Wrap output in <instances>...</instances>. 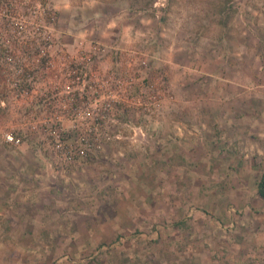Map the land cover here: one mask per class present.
<instances>
[{"label": "rangeland", "instance_id": "rangeland-1", "mask_svg": "<svg viewBox=\"0 0 264 264\" xmlns=\"http://www.w3.org/2000/svg\"><path fill=\"white\" fill-rule=\"evenodd\" d=\"M118 29L129 40L117 43ZM239 29L261 34L264 107V0H0V264H264V152L232 163L225 117L187 114L199 104L185 95L216 82L162 63L174 40L207 49ZM80 55L94 63H62ZM15 62L32 77L22 95L7 81ZM60 110L70 113L56 146L40 124ZM181 120L199 138L183 134L179 157ZM253 137L264 149V115Z\"/></svg>", "mask_w": 264, "mask_h": 264}, {"label": "crops", "instance_id": "crops-1", "mask_svg": "<svg viewBox=\"0 0 264 264\" xmlns=\"http://www.w3.org/2000/svg\"><path fill=\"white\" fill-rule=\"evenodd\" d=\"M224 35L225 34L222 36L224 37ZM236 35L238 36L237 40L228 39L227 41L226 39H222V41H227V44L220 43L218 40L217 43L213 44V46L211 43L210 45L212 47L210 46L207 49L198 44L196 40V42H194L191 38H189V42L184 41L183 43L181 41L174 40L173 52L169 53L166 48L165 51L168 53L167 55H163L162 63H173L174 73L176 74L179 72V77L183 81H187L185 76L188 69L191 71L195 70V74L197 76L200 73L204 74L202 79L207 78L210 83L213 81L216 82L217 86L215 92L203 93V91H197L196 94L190 92L185 95V101L189 100V102L193 103L194 100H197V103L199 104V109L194 108L193 111L186 110L187 114L195 115L198 113L199 118L202 120H204L203 116H214V114L225 117L222 121V129L225 134L224 136L227 134L229 135L228 137H225V140H228L226 148L236 149L238 152V159L236 158V160L232 161V163H250L254 160L252 154L255 155L257 151L264 152L260 142L258 140L255 141V138L253 137L255 132L261 131V121L262 116L264 115V107H261L262 93L259 88L261 85V73L255 69V63H261L260 53L263 46L260 44L261 40L259 39L261 34L257 35L254 31L252 32L248 29H239L236 32ZM113 36L115 40L118 39L117 43L119 44L126 42L130 37L127 36L126 30L124 29H118ZM240 36H243V39ZM245 36H250L251 40ZM246 55H250L248 56L250 58L249 60H247V58L244 59ZM103 63L112 62L106 59ZM210 63H212L211 66ZM214 63L215 67H212L214 66ZM231 63L235 64L231 65ZM249 63L254 64L250 65ZM206 66H209L210 69L205 68ZM228 68H232V71L229 74V78L225 79L222 75L226 73ZM180 72H183V75H181ZM202 79L199 77L197 81L200 83ZM209 94L213 97V99L221 103V109H212V111H210V107L205 105L201 106V97H207ZM211 96L207 98L202 97V101L204 102L206 99L211 102ZM251 100H253V102L250 103ZM179 102L181 105L182 101ZM180 105L175 104L176 109L174 110H179L176 113L183 115L182 112L184 111L179 109L182 108ZM219 127L221 128V125H219ZM208 130L203 129L205 132H210ZM158 131L161 132V138H159L157 142L165 143L167 140L166 137L168 136V134H166L165 127L158 126ZM195 131H192L191 128H187L182 120L174 124L173 137L174 140H176V143L179 142L176 145V148H179L176 154L177 156H186V153L182 151V147L185 148V146H188L186 140L189 135L186 136L187 138L183 141V134L186 132H193L190 137V142H192L195 141L194 139L199 138ZM230 135H232V137H230ZM205 137L206 138L203 137L205 141L212 138V136ZM250 137L253 138V141H250ZM248 157L249 159H247Z\"/></svg>", "mask_w": 264, "mask_h": 264}, {"label": "built area", "instance_id": "built-area-1", "mask_svg": "<svg viewBox=\"0 0 264 264\" xmlns=\"http://www.w3.org/2000/svg\"><path fill=\"white\" fill-rule=\"evenodd\" d=\"M1 15L4 16V14L2 13ZM1 35V34H0ZM2 44H3V38H2ZM5 54L4 56L7 59H12L10 54V49L9 47H5ZM93 51L97 52L98 55L101 54V52L106 51L107 47L105 44L100 43L99 41H97V44L95 43L92 46ZM44 51V50H43ZM46 52V51H44ZM74 60V61H73ZM94 63V61L90 60L89 57L86 59V55H80L77 57V59H68L63 61L62 63ZM14 70L16 71L17 76L11 81L10 77H7V81L10 82V86H9V90H11L12 88L15 89L19 94H24L27 93V91L29 90V87L32 83L31 81V76L29 77H24L21 76L22 75V71L23 68L21 67V65L19 63H12ZM3 65V63H2ZM48 66V65H45ZM19 74V75H18ZM77 82H82V84L85 83L84 79L81 78L79 76H77L76 78ZM2 103L3 100H1ZM70 113L69 110H60L59 112H57L56 114V119L54 121V123L52 121L49 120L48 123H46L47 121H44L42 124H40L41 129H43L44 131H46L48 134H50V136L54 139V142L56 144V146H60L62 145V134H61V130L64 128L63 127V123H62V116H64V114H68ZM98 128L96 125L94 126V129ZM5 140L14 143V144H18L21 141V138L19 136L14 135L12 132H7L5 133Z\"/></svg>", "mask_w": 264, "mask_h": 264}, {"label": "trees", "instance_id": "trees-1", "mask_svg": "<svg viewBox=\"0 0 264 264\" xmlns=\"http://www.w3.org/2000/svg\"><path fill=\"white\" fill-rule=\"evenodd\" d=\"M257 192L264 198V171L260 174L257 182Z\"/></svg>", "mask_w": 264, "mask_h": 264}]
</instances>
